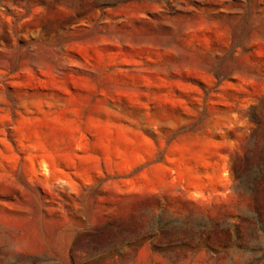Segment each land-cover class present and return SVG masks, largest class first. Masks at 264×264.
I'll return each instance as SVG.
<instances>
[{"label":"rangeland","instance_id":"1","mask_svg":"<svg viewBox=\"0 0 264 264\" xmlns=\"http://www.w3.org/2000/svg\"><path fill=\"white\" fill-rule=\"evenodd\" d=\"M0 264H264V0H0Z\"/></svg>","mask_w":264,"mask_h":264}]
</instances>
